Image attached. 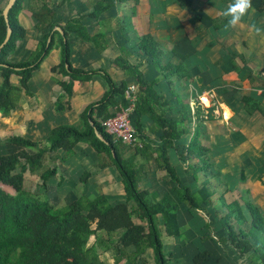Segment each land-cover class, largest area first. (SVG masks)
<instances>
[{"label": "crops", "instance_id": "0c3cea01", "mask_svg": "<svg viewBox=\"0 0 264 264\" xmlns=\"http://www.w3.org/2000/svg\"><path fill=\"white\" fill-rule=\"evenodd\" d=\"M231 2L193 0L192 6L196 13H203L210 19L219 16L227 20L218 30L213 29L211 24L208 26L209 23L202 18H192L188 10L184 13L180 9L184 6L183 0H142L138 5L133 2L118 3L117 0H51L48 3L54 12L55 25L62 26L70 18L80 17L81 25L88 33L102 29L107 42L100 49L95 47L94 42L70 34V63L74 68L85 71L103 70L114 83L125 81L128 84L124 96L127 105L115 110V113L133 106L132 113H129L132 116L138 91L137 81L113 64V60L120 55L119 48L123 47L129 53L128 62L140 68L146 81L157 80L154 86L156 92L170 102L171 110L166 115L175 119L179 117V108L176 100L170 96L167 79L155 67L153 59L139 47L140 38L144 34H151L166 49V54L161 57L162 66L167 63L178 65L181 62L180 56L186 57L191 80L172 78L173 88L183 101L196 106L197 99H201L204 107L215 108L216 103V108L220 107L223 111V116L219 114V118L205 120L198 128L200 144L209 149L207 156L211 168L206 174L210 171L221 173L214 180L212 177L208 179L209 187L214 191L212 203L202 210L189 209L182 204L177 215L178 224L183 230L182 236L173 238L163 235L166 252L173 253L176 261L178 251L189 248L195 252H208L210 257L206 264H245L247 261L241 258L231 244L218 243L220 238L227 236L223 224L226 205L238 200L247 220L248 212L244 206L247 201L256 206L264 217V116L258 112L248 115L240 101L242 95H249L264 102V11L258 12L257 1H252V9L243 17L242 22L230 26L229 18L224 17L222 12ZM7 3L8 0H0L1 12ZM99 3H106L110 7L94 15V5ZM37 4L35 0H22L17 22L23 28V36L18 39L9 60L25 61L34 53L42 35L33 15L38 9ZM119 21L125 22L129 28L127 40L119 29ZM253 25L262 29L260 34L253 31ZM99 44H102L100 39ZM240 59L246 64H242ZM232 60L240 68L239 73L233 69ZM59 63L60 44L56 41L39 67L30 73L26 91L21 90L15 108L5 117L0 114V151H4L0 155L21 150L9 143L7 138L21 136L44 144L53 128L60 125L79 126L80 114L107 90L102 77L91 75L90 80L73 84L67 106L57 111L54 103L62 94L58 82L65 80L61 73L53 71ZM245 74H249L250 78H243ZM1 81L0 73V84ZM10 82L19 85V76L12 75ZM234 87L238 92L232 96L227 94ZM210 96H213L212 99ZM115 101L118 102L117 99ZM190 108L193 110L195 107ZM111 111L112 108L109 109ZM141 122L147 139L153 141L152 145L158 144L163 131L151 130L153 121L150 117L143 116ZM186 126L188 133L174 141L168 157L182 183L196 192L207 177L203 172L195 173L190 168L200 166L199 159L191 155L182 160L196 123L193 120ZM73 151V156L67 161L58 163L57 175L47 182L50 201L64 205L79 194H101L111 205L122 203L124 195L115 169L112 166L99 168L98 163L105 159L95 155L93 148L86 143H77ZM129 152H125L123 157ZM57 153L63 155L64 151L60 149ZM137 162L142 163L144 160L138 159ZM242 170L246 178L244 183L239 181ZM84 172H89L90 177L85 183H80ZM60 175L64 181L58 186ZM24 181L29 187H35L33 189L38 193L41 192L37 176L26 173ZM139 186L161 197L173 184L166 172L158 168L155 159H151L148 174L142 176ZM242 191L247 194L238 199Z\"/></svg>", "mask_w": 264, "mask_h": 264}, {"label": "trees", "instance_id": "16d2710c", "mask_svg": "<svg viewBox=\"0 0 264 264\" xmlns=\"http://www.w3.org/2000/svg\"><path fill=\"white\" fill-rule=\"evenodd\" d=\"M35 1L38 9L33 15L42 35L34 53L25 61L8 59L18 39L23 36V28L17 22L22 0H15L8 12L12 32L0 51V114L5 117L15 108L21 90L26 91L30 73L39 67L56 41L60 44V63L53 71L57 70L65 78L58 82L62 94L54 103L57 111L67 106L73 84L88 81L91 75L102 77L107 90L80 114L79 126L60 125L53 128L44 144L21 136L7 138L9 143L21 150L0 155V264H206L210 257L208 252L181 248L176 261L173 253L166 252L163 242V235L173 238L182 236L183 230L177 219L182 204L189 209L202 210L201 208L212 203L214 191L209 187V180L210 177L214 180L221 174L214 171L206 174L211 168L207 156L209 149L200 144L198 131L201 122L219 118L214 113V106L205 108L198 103L192 110L188 102L183 101L173 88V77L191 80L185 63L186 57L180 56L181 62L178 65L167 63L162 66L161 57L166 54V49L151 34H144L140 38L141 51L153 59L155 67L167 79L170 96L176 100L179 108V117L175 119L166 115L171 110L170 102L156 92L154 86L157 80L146 81L140 68L128 62V51L123 47L119 48L120 55L113 60V64L138 83L135 108L129 120L143 143L145 141L143 148L121 144L104 131L101 121L113 116L115 110L126 107L124 96L128 84L125 81L114 83L103 70L85 71L74 68L70 63V34L90 40L100 49L107 42L102 29L88 33L82 27L80 17L70 18L62 26L55 25L54 12L48 5L51 0ZM141 1L117 0L118 3L133 2L134 5ZM183 1L184 6L180 9L185 8L192 15L209 23V17L196 13L192 6L193 0ZM252 1H257L258 12L264 11V0ZM94 6V15L110 7L106 3ZM210 23L213 29L218 30L227 20L218 16L210 19ZM55 26H59L63 34L54 29ZM119 29L127 40L129 28L126 23L119 21ZM5 33L6 23L0 11V44ZM48 37L50 41L47 44ZM99 39L102 44H99ZM240 62L246 64L243 59ZM231 65L236 72H240L234 60ZM12 75L19 76V85L15 86L10 82ZM244 77L250 78V75L245 74ZM237 92L238 89L234 87L227 94L232 96ZM240 101L248 115L258 112L264 116V102L261 100L242 95ZM111 108L113 111L109 112ZM143 116L150 117L153 121V132L163 131L158 144L152 145L153 141L147 139L141 122ZM193 120L196 127L183 152L182 160L191 155L200 160V166L190 168L195 173L203 172L207 180H204L196 192H192L182 183L168 157L174 141L188 133L186 124ZM95 132L105 143L96 137ZM77 143H86L93 148L95 155L105 159L98 163L99 168L112 166L115 169L124 195L122 203L111 205L101 194H79L64 205L50 201L47 182L57 175L58 165L73 156V148ZM60 149L64 151L63 155H58ZM127 151L131 152L123 157ZM138 159H143L144 162L138 163ZM151 159H155L158 168L166 172L173 184L161 197L158 193L143 190L139 186L142 176L148 174ZM26 173L38 177L40 193L24 181ZM89 177L90 173L84 172L80 183H85ZM63 181L64 178L60 175L58 186ZM239 181H246L243 170L240 172ZM4 186L10 187L14 193L7 192ZM246 194V191L240 192L238 199L244 198ZM244 206L248 212L247 220L238 200L226 205L227 213L223 224L227 236L220 238L218 243L231 244L249 264H264V217L250 202L245 201ZM90 238H93L91 244ZM106 253L111 256L107 260L100 259Z\"/></svg>", "mask_w": 264, "mask_h": 264}, {"label": "built area", "instance_id": "2783aa9c", "mask_svg": "<svg viewBox=\"0 0 264 264\" xmlns=\"http://www.w3.org/2000/svg\"><path fill=\"white\" fill-rule=\"evenodd\" d=\"M133 106L127 107L115 113L113 116L101 121L104 131L112 136L121 144L140 148L144 147L143 141L137 135V131L131 120H129V113H132Z\"/></svg>", "mask_w": 264, "mask_h": 264}, {"label": "clouds", "instance_id": "9594fccd", "mask_svg": "<svg viewBox=\"0 0 264 264\" xmlns=\"http://www.w3.org/2000/svg\"><path fill=\"white\" fill-rule=\"evenodd\" d=\"M251 9L252 0H232L223 10L222 15L229 18L228 24L230 26H236L242 22L243 17H245ZM252 27L255 33H261V28L254 25Z\"/></svg>", "mask_w": 264, "mask_h": 264}, {"label": "water", "instance_id": "95a60500", "mask_svg": "<svg viewBox=\"0 0 264 264\" xmlns=\"http://www.w3.org/2000/svg\"><path fill=\"white\" fill-rule=\"evenodd\" d=\"M14 2H15V0H8V3H7L6 7L4 8V10L2 12V15H3L5 23H6V33H5L4 39L2 40V42L0 44V51L4 47L6 42L8 41V39H9V37L11 35V32H12V29L10 27V23H9V20H8V12L11 9V7L13 6ZM56 29L59 30L62 33V30L59 27H56ZM49 41H50V37H48V39H47V44H48ZM95 135L100 140L104 141L103 138L97 132H95ZM104 143H105V141H104ZM111 155L113 156V152H111Z\"/></svg>", "mask_w": 264, "mask_h": 264}, {"label": "rangeland", "instance_id": "374dc122", "mask_svg": "<svg viewBox=\"0 0 264 264\" xmlns=\"http://www.w3.org/2000/svg\"><path fill=\"white\" fill-rule=\"evenodd\" d=\"M183 12L186 13V12H187V9L183 8ZM196 12H197V11H196ZM190 15H192V14L190 13ZM188 16H189V14H188ZM191 17H192V18L199 19L198 16H194V15H192ZM212 19H213V18H212ZM208 20H209V24H208V26H209L211 23H210V19H208ZM234 83H235V85H236L237 82L234 81ZM212 97H213V96H212ZM212 97L210 96L211 99H212ZM201 101H202L201 99H197V103H201ZM197 103H196V104H197ZM208 103H209V102H208ZM214 105H215V111H214V112H215V115L218 116L219 114H220V115L222 114L221 116H223V113H222L223 111L220 109V107L216 108V106H217L216 103H214ZM190 107H193V108H194V107H196V106H194L193 104H190ZM205 107H208V106H205ZM193 110H194V109H193ZM221 118H222V117H221ZM3 152H4V151H0V153H3ZM215 182H216V181H215ZM4 189H5L7 192H9V193H12V194L14 193L13 190H12L10 187L4 186ZM61 204H62V203H61ZM92 240H93V238H90V244L92 243ZM110 256H111L110 253H106L105 255H101V258H100V259H106V260H107ZM244 263H245V264H249V262H244ZM149 264H150V263H149Z\"/></svg>", "mask_w": 264, "mask_h": 264}]
</instances>
